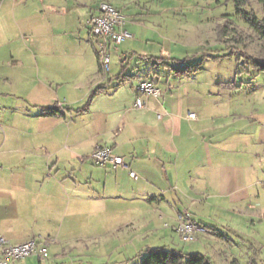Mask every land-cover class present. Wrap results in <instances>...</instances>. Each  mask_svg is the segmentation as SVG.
<instances>
[{"label":"crops","instance_id":"0c3cea01","mask_svg":"<svg viewBox=\"0 0 264 264\" xmlns=\"http://www.w3.org/2000/svg\"><path fill=\"white\" fill-rule=\"evenodd\" d=\"M101 1L125 14L132 35L112 50L108 73L88 26ZM175 1L0 0V237L49 240L48 258L54 248L50 259L15 264H63L75 252L101 260L123 251L112 243L120 239L141 258L148 248L180 250L184 210L224 242L245 241L243 228L264 224V95L237 79L231 88L206 80L210 55L191 63L183 51L225 47L218 26L226 19L208 36L201 4L175 9ZM142 81L161 96H143L138 109ZM52 107L61 112L45 115ZM98 146L112 147L127 167L96 165ZM149 233L173 245L137 249L133 242ZM262 242L249 245L248 264H258Z\"/></svg>","mask_w":264,"mask_h":264},{"label":"rangeland","instance_id":"374dc122","mask_svg":"<svg viewBox=\"0 0 264 264\" xmlns=\"http://www.w3.org/2000/svg\"><path fill=\"white\" fill-rule=\"evenodd\" d=\"M185 3L188 5L201 4L202 9L205 10L203 12V17L206 21L204 27L208 30V36L213 32L212 28L214 26L216 27V24L218 25L219 20L226 19L227 25H229L224 38L226 43L225 47H223L224 44L221 47V45L215 44L214 41H211V45L209 46L203 44L205 48L197 47L199 49H190L188 47L185 49V51H183L184 54L188 53L194 55V58L192 59L194 61L191 63L202 62L206 59L204 58V55H210L211 58H207L203 63L202 71L203 76H205L206 80H209L210 83L228 82V84H230L231 81L234 83V80L237 79L238 83L244 81V85L242 86L243 89H256L260 91L259 95H264V72L257 73L253 67L249 66L250 62L248 60L250 55L264 57V39L251 29L249 24L245 21L243 14L238 13L234 0H177L172 3V5L173 7H176L175 9H183L181 6H184L183 4ZM252 8L255 10L259 18H264V7L258 1L254 0L252 2ZM176 18L177 20L182 21L178 26L180 29H183L184 16L181 15L180 10L178 11ZM214 34L216 36L217 33L213 32L212 36H214ZM208 36H206L207 41L210 40ZM180 53L181 54L177 55L182 56L181 51ZM255 74L256 76L254 77L255 79L253 78L252 83L250 82L252 80L251 77ZM197 78L200 82L205 80L202 77ZM232 85L233 84L227 88H231ZM63 130L64 129H61V131ZM259 168L262 171L261 175H264V159ZM208 229L210 230L208 233L199 235L198 239L194 242L182 243L179 239H175V247L184 252H206L217 264H235V260H238L240 264H248L250 260V258L247 257L248 253L253 255V251L250 249L249 245L251 243L258 244L259 242H262L261 239H264V224H257L254 228L250 225L247 228H243L245 241H242L241 239L236 241V239L233 240V238L232 240H229L226 237L225 240L227 242H224L222 241V238L209 236L213 234L214 230H212V228ZM206 236L209 237L205 238ZM80 243L73 240L69 245L73 248H79ZM84 243L88 244L90 248L93 244L90 241ZM112 243H122L123 251H116L113 256L109 258L105 257L101 260H99L101 257L82 256L76 252L71 255L63 256L60 260L63 264H98V261L99 264H102L103 262H107L108 264H141L142 258L135 256L136 251L133 248L135 245H133L132 242L131 247L128 248H126L125 241H121V239ZM133 243H136L137 249H145V247L148 246L173 245V241L171 242L165 238L164 240L159 237L155 238L153 235H150V233L146 240H137ZM262 243H264V241ZM53 250L54 248L52 249L51 247L50 257L48 259L51 258V252H53ZM258 255L256 261H258V264H264V253ZM36 264L39 263L36 262Z\"/></svg>","mask_w":264,"mask_h":264},{"label":"built area","instance_id":"2783aa9c","mask_svg":"<svg viewBox=\"0 0 264 264\" xmlns=\"http://www.w3.org/2000/svg\"><path fill=\"white\" fill-rule=\"evenodd\" d=\"M127 19L125 14L116 9L110 3L101 1L95 14L88 20V26L96 39V50L98 52L104 72L110 70L112 50L117 48L125 39L132 37L126 29ZM139 96L136 99L135 107L145 108L143 96L160 97L161 89L153 82L142 81L136 86ZM162 117V115H160ZM188 117L195 119L197 114L189 112ZM91 159L98 166L111 165L113 167H127L122 156L116 154L110 146H98L91 154ZM135 180L138 175L130 171ZM176 230L183 242H194L199 235L206 234L210 230L202 224L195 222L189 210L177 214ZM49 240L32 239L21 244H11L5 238L0 237V264H15L29 256H38L45 260L49 256Z\"/></svg>","mask_w":264,"mask_h":264},{"label":"trees","instance_id":"16d2710c","mask_svg":"<svg viewBox=\"0 0 264 264\" xmlns=\"http://www.w3.org/2000/svg\"><path fill=\"white\" fill-rule=\"evenodd\" d=\"M254 0H234V4L238 13L243 14L245 21L249 24L251 29H253L257 34L264 39V18H259L252 8V2ZM264 7V0H256ZM249 7V9H248ZM229 25L227 21L218 26V38L224 40L225 34L227 32ZM248 59V58H247ZM249 66L253 67L257 73L264 72V57L250 55ZM200 65H195L189 70L186 68L180 72H193L196 71ZM101 70L104 72L101 65ZM256 73V74H257ZM255 74V75H256ZM229 87L231 84H226ZM103 88H98L95 90L94 94L101 91ZM93 94V95H94ZM86 108V106H85ZM81 108L80 110H84ZM60 108L52 107L44 110V114L51 116L59 114ZM141 264H216L210 257L202 253H186L183 250H175L167 247H154L148 248L142 257Z\"/></svg>","mask_w":264,"mask_h":264}]
</instances>
